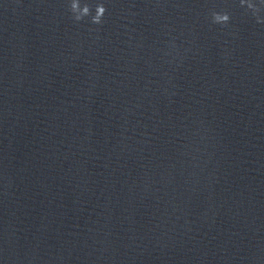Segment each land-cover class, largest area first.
Masks as SVG:
<instances>
[{
  "label": "water",
  "instance_id": "obj_1",
  "mask_svg": "<svg viewBox=\"0 0 264 264\" xmlns=\"http://www.w3.org/2000/svg\"><path fill=\"white\" fill-rule=\"evenodd\" d=\"M0 0V264H195L185 0Z\"/></svg>",
  "mask_w": 264,
  "mask_h": 264
},
{
  "label": "clouds",
  "instance_id": "obj_2",
  "mask_svg": "<svg viewBox=\"0 0 264 264\" xmlns=\"http://www.w3.org/2000/svg\"><path fill=\"white\" fill-rule=\"evenodd\" d=\"M241 7H246L251 11L252 15L256 18L257 23H264V20L259 16L261 6H264V0H260V4L254 3L253 0H240ZM69 11L72 14V19L75 22H80L86 17H90V22L94 25H101L104 22V16L107 11L105 5L100 2L95 4L93 14L92 6L88 3L81 5L80 0H70ZM211 22L213 24L227 25L231 19L227 11H212Z\"/></svg>",
  "mask_w": 264,
  "mask_h": 264
}]
</instances>
